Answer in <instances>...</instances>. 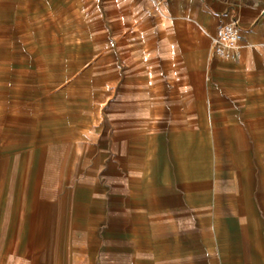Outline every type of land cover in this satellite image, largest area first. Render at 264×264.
Returning <instances> with one entry per match:
<instances>
[{
  "label": "crops",
  "instance_id": "0c3cea01",
  "mask_svg": "<svg viewBox=\"0 0 264 264\" xmlns=\"http://www.w3.org/2000/svg\"><path fill=\"white\" fill-rule=\"evenodd\" d=\"M74 1L0 0V264H264V0H158L181 93L100 118ZM235 21L239 57L214 59Z\"/></svg>",
  "mask_w": 264,
  "mask_h": 264
},
{
  "label": "rangeland",
  "instance_id": "374dc122",
  "mask_svg": "<svg viewBox=\"0 0 264 264\" xmlns=\"http://www.w3.org/2000/svg\"><path fill=\"white\" fill-rule=\"evenodd\" d=\"M162 13L158 0H76L67 7L63 31L67 45L72 40L77 48L78 90L99 118L108 97L121 98L127 111L149 116L151 108L154 114L165 110L168 93H181V87L165 85L167 78H182L167 64L171 58L165 51L151 54L152 47L166 46L167 24L157 21ZM94 121L100 127L101 120Z\"/></svg>",
  "mask_w": 264,
  "mask_h": 264
},
{
  "label": "built area",
  "instance_id": "2783aa9c",
  "mask_svg": "<svg viewBox=\"0 0 264 264\" xmlns=\"http://www.w3.org/2000/svg\"><path fill=\"white\" fill-rule=\"evenodd\" d=\"M243 33L237 22L218 26L212 37L211 56L218 60H234L239 57Z\"/></svg>",
  "mask_w": 264,
  "mask_h": 264
}]
</instances>
